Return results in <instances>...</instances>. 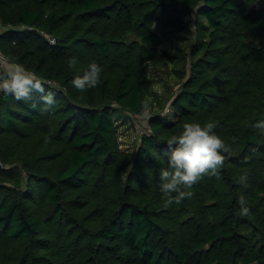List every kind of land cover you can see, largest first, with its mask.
I'll return each mask as SVG.
<instances>
[{"label":"trees","instance_id":"16d2710c","mask_svg":"<svg viewBox=\"0 0 264 264\" xmlns=\"http://www.w3.org/2000/svg\"><path fill=\"white\" fill-rule=\"evenodd\" d=\"M260 1L0 0V53L55 94L43 111L38 92L0 93V264H264ZM191 25L174 122L152 114L150 133L122 150L115 113L144 112L154 94L145 61ZM93 61L99 83L80 92L72 80ZM185 123H212L228 151L219 179L165 207L160 169Z\"/></svg>","mask_w":264,"mask_h":264},{"label":"clouds","instance_id":"9594fccd","mask_svg":"<svg viewBox=\"0 0 264 264\" xmlns=\"http://www.w3.org/2000/svg\"><path fill=\"white\" fill-rule=\"evenodd\" d=\"M78 63L75 56L69 59L70 67ZM150 68L152 61H145ZM102 67L95 61L91 62L88 70L82 76L72 80V85L80 92L95 88L100 80ZM40 93L44 104L43 111H48L55 103V94L45 91L44 83L35 74L27 71L18 63L0 57V93L12 95L17 101L32 99V92ZM145 112L147 104L143 105ZM253 127L260 135H264V120L257 121ZM214 125L206 123H185L180 135H174L167 142V166L160 169V191L165 207L180 203L191 192L183 191L191 188L205 176L220 178V169L225 162L221 150L228 151L224 141L213 131ZM236 138L234 137L233 140ZM246 174L241 176L240 183L246 188ZM175 194V195H174ZM240 215L248 216L251 212L246 197L241 194L238 199Z\"/></svg>","mask_w":264,"mask_h":264},{"label":"rangeland","instance_id":"374dc122","mask_svg":"<svg viewBox=\"0 0 264 264\" xmlns=\"http://www.w3.org/2000/svg\"><path fill=\"white\" fill-rule=\"evenodd\" d=\"M264 4L261 0L257 5ZM190 20L192 16H189ZM0 28V32H1ZM194 38L193 25L182 33L173 34L169 38H164L160 51L156 58L152 60L151 67L147 66L152 79L154 94L147 102V111L137 116H130L125 113H115L118 123V142L122 150L133 152L139 144V135L150 133L148 118L152 114L162 113L168 122H174L175 112L171 108V102L178 92L180 79L175 72L179 71L183 76L188 71V63L178 57L189 52V46ZM168 52L172 59L164 55ZM177 57V59H175Z\"/></svg>","mask_w":264,"mask_h":264},{"label":"built area","instance_id":"2783aa9c","mask_svg":"<svg viewBox=\"0 0 264 264\" xmlns=\"http://www.w3.org/2000/svg\"><path fill=\"white\" fill-rule=\"evenodd\" d=\"M0 28H2V27L0 26ZM47 39H48L49 44H53V43H54V39H53V38H51V37H47ZM0 57L6 59V57H5L2 53H0ZM49 84L54 85V86L56 85L55 82H49ZM149 131H150V130H149ZM143 134L148 135V133H143Z\"/></svg>","mask_w":264,"mask_h":264}]
</instances>
